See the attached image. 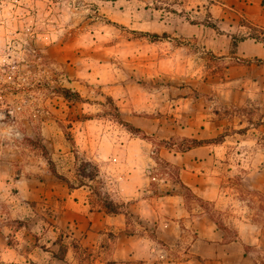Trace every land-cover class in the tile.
Here are the masks:
<instances>
[{"label":"rangeland","instance_id":"374dc122","mask_svg":"<svg viewBox=\"0 0 264 264\" xmlns=\"http://www.w3.org/2000/svg\"><path fill=\"white\" fill-rule=\"evenodd\" d=\"M195 1L0 0L4 21L0 29V264H37L32 257L38 255L53 261V257L62 260L67 255L72 264H96L101 257L107 261L113 249L111 241L120 237L110 229L90 227L91 221L73 209L71 197H66L69 189L85 184L91 191L92 206L100 205L112 213L106 202L120 211V204L108 191L106 178H112L111 169L100 172L98 162L79 149L77 132L72 129L88 124L95 134L96 128H126L116 120L114 108L119 113V105L105 86L89 81L81 91L76 89L73 81L80 80L74 75L78 68L94 69L107 85L115 80L135 85L136 94L141 89H157L165 90L167 96L215 100L211 109L227 121L217 137L237 133L235 138L240 139L238 135L248 128L264 131V87L226 85L223 93L215 83L227 80L230 63L202 51L190 38L175 37L197 20ZM202 24L216 28L205 20ZM248 27L234 38L253 34L264 39L263 30ZM142 32H167L169 37L151 40ZM230 57L237 62L236 55ZM176 71L181 74L178 79L171 77ZM205 78L215 84L213 89H203L197 82ZM57 87L78 91L86 101L65 99ZM245 90L249 92L245 103H234ZM225 94L233 101H219L218 95ZM150 139L153 161L147 175L163 178V184L174 183L179 178L178 167L162 160L157 149L162 145L178 149L189 142L176 137ZM237 147L230 152L233 167L221 165L217 169V177L232 178L236 189L238 178H257L250 175V164L239 167L237 160L264 155V135H259L255 146L245 143L242 152ZM244 190L245 204L253 217L264 206V195L251 187ZM186 198L189 206L197 204L210 210L222 226L239 204L233 200L214 208L191 191H186ZM127 222L130 234L135 222L131 217ZM87 239H98L99 243L84 246L82 240ZM247 247L251 255L264 257V249ZM185 253V246L173 248L167 257L184 258ZM160 262L154 259L151 264ZM56 264L64 263L56 260Z\"/></svg>","mask_w":264,"mask_h":264},{"label":"crops","instance_id":"0c3cea01","mask_svg":"<svg viewBox=\"0 0 264 264\" xmlns=\"http://www.w3.org/2000/svg\"><path fill=\"white\" fill-rule=\"evenodd\" d=\"M195 12L198 16L191 25L193 27L175 37L190 38L202 51L230 63L226 68L227 80L215 83L220 90L226 93V85L264 87V42L247 34L233 43L234 35L244 28L249 29L248 26L264 31V0H196ZM2 19L0 16V29L4 22ZM204 20L215 24L217 29L204 26ZM232 55L237 56V62L231 61ZM254 58L262 61L258 64L241 61ZM74 75L80 78L73 81L78 91L89 81L105 86L107 94L119 105L121 119L153 139H212L220 135L227 124L225 118L211 109L216 101L203 96H167L165 90L157 89L152 92L141 89L136 94L135 85L118 80L107 85L102 76L88 67L78 68ZM178 75L181 76L176 71L171 77L178 79ZM197 82L207 90L215 85L209 78ZM247 95L249 92L246 90L240 91L239 100L234 103H245ZM218 99L224 104L233 101L227 94L218 95ZM72 130L77 132L79 149L98 162L100 172L111 169L112 178H106L108 191L113 201L120 204V211L116 213H107L100 205L92 206L91 191L85 184L66 192V197L72 200V203L68 202L70 206L81 215H86L91 221L90 227L110 229L120 235L111 241L113 249H110L107 261L101 257L95 260L96 264H151L154 259L161 261L158 264H264V257L259 259L245 248L264 249V206L252 217L243 193L244 189L251 187L263 197L264 155L257 153L252 160L247 157L237 160L239 167L250 164V175L257 177L238 178V189L234 187L232 178L217 177V169L221 165L233 167L230 152L235 145L240 152L244 150L245 143L255 146L264 131L248 128L238 135L240 139L235 138L237 133L225 134L218 142L186 150L160 146L157 154L162 160L166 159L178 167L179 176L174 183L168 181L163 184V178L154 183L146 172L153 161L151 139L137 137L119 127L109 131H98L96 128L95 134H91L88 124H79ZM186 191H191L214 208L238 200V207L230 211L232 214L224 223L228 231L219 228L210 210L197 204L189 206ZM127 217L135 222L130 234H127V228L131 227ZM188 235L189 239L186 238ZM97 243L98 239L82 240L84 246ZM184 246L187 251L184 258L167 257L173 248ZM49 258L41 255L32 257L37 264H56V260L72 264L67 255L62 260Z\"/></svg>","mask_w":264,"mask_h":264},{"label":"trees","instance_id":"16d2710c","mask_svg":"<svg viewBox=\"0 0 264 264\" xmlns=\"http://www.w3.org/2000/svg\"><path fill=\"white\" fill-rule=\"evenodd\" d=\"M120 27H123V26H120ZM141 34L149 37V39H151V40H159V39H163V38L169 37V34L167 32H163L161 34H158V33H149V32H142ZM248 36L256 39L257 41L264 42V39L259 38L257 35L249 34ZM237 40H238L237 38H234L233 39V43H235ZM241 61L261 62L262 60L261 59H258V58H254L253 60L241 59ZM56 91L59 92L65 99L73 100V101H86L85 98H83L78 91L72 90L70 88H67V87H57L56 88ZM107 99L109 101H111V98L107 97ZM114 110L116 111V115H115L116 120L118 121V123H120L121 125L125 126V128L128 131H130L131 133H133V134H135L137 136H140L141 138H146V139H150L151 138V136L146 135L140 129H138V128L132 126L130 123L122 120L119 117V113L117 112V108H114ZM222 138H223V136L215 137V138H212V139L185 138L183 141L184 142H189V144H187L186 146H183V147H179L178 149L179 150H186V149H189V148L194 147V146H197V145H202V144L209 143V142H218V141L222 140ZM51 172L54 175H57L58 176V174L56 173V171H54V170L51 169ZM105 207L109 210V212H112V213L118 212V210H116L115 208H113V205L111 203H106L105 202ZM217 225L219 226V228H221L223 230L224 229L226 230V228L224 226L219 225L218 223H217ZM245 248L248 250V247L247 246Z\"/></svg>","mask_w":264,"mask_h":264},{"label":"built area","instance_id":"2783aa9c","mask_svg":"<svg viewBox=\"0 0 264 264\" xmlns=\"http://www.w3.org/2000/svg\"><path fill=\"white\" fill-rule=\"evenodd\" d=\"M152 180L160 181L161 179L159 178H151Z\"/></svg>","mask_w":264,"mask_h":264}]
</instances>
